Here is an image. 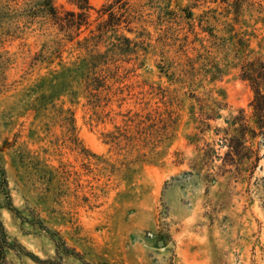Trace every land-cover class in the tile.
Instances as JSON below:
<instances>
[{"label": "rangeland", "instance_id": "374dc122", "mask_svg": "<svg viewBox=\"0 0 264 264\" xmlns=\"http://www.w3.org/2000/svg\"><path fill=\"white\" fill-rule=\"evenodd\" d=\"M104 3L89 0L77 40L105 19ZM167 4L176 17L153 16L143 37L120 31L133 54L113 58L89 99L66 72L84 56L77 40L62 41L60 57L54 47L51 9L75 7L0 0V167L11 205L0 220L27 253H10L11 264L54 260L59 238L91 264H264V141L252 144L257 165L239 172L222 165L220 145L231 118L250 116L239 68L264 62V3L237 20L220 0Z\"/></svg>", "mask_w": 264, "mask_h": 264}, {"label": "trees", "instance_id": "16d2710c", "mask_svg": "<svg viewBox=\"0 0 264 264\" xmlns=\"http://www.w3.org/2000/svg\"><path fill=\"white\" fill-rule=\"evenodd\" d=\"M75 7V10L60 12L51 9V22L60 38L54 42L55 52L60 57L63 47L62 41L70 42L77 40L82 34L83 27L88 26V12L91 10L89 0H67ZM98 13L102 19L95 31H90L87 36L76 41L79 51L84 53L82 58L66 68L69 77L83 84L86 97L96 99L99 97V91L104 87L107 74L110 72V64L116 60L117 56L133 54V42L121 34V30L128 33L135 32L138 37L144 36L143 26L149 24L153 16L159 22L164 21L165 16L177 14L168 10L167 3L170 0H137L131 3L130 0H104ZM201 1V0H193ZM207 1V0H203ZM216 0H212L215 2ZM226 4L227 13H232L237 20L242 10L249 8L260 13L263 8L264 0H220ZM180 13H184L183 10ZM192 14L187 13L190 18ZM264 23V18L261 19ZM136 29H139L137 31ZM241 44V43H240ZM133 47V46H132ZM104 49V51H102ZM240 79L247 83L252 99L249 103L251 109L250 116H246L241 110L227 122L232 134L229 135V129L222 130L223 136L220 139V145L226 148L223 166H232L237 172L243 169L245 162L249 164L244 169H252L257 165V150H253L254 140L261 137L264 141V62L260 58L251 60H242L240 65ZM214 77L211 72H208ZM213 112V111H212ZM213 114V113H212ZM206 115L205 119H210ZM71 129L68 131V138L74 131L73 120L70 117ZM205 124V123H203ZM208 127L209 125H204ZM216 132H220L218 129ZM75 139H72V141ZM249 144V145H247ZM5 206H11L7 192V181L4 170L0 167V209ZM55 246V257L46 264H63L64 260L69 258L77 259L82 264H91L68 247L61 239L53 241ZM13 253L18 258L26 256L24 248L15 240H10L6 230L0 220V264H11L8 255Z\"/></svg>", "mask_w": 264, "mask_h": 264}, {"label": "water", "instance_id": "95a60500", "mask_svg": "<svg viewBox=\"0 0 264 264\" xmlns=\"http://www.w3.org/2000/svg\"><path fill=\"white\" fill-rule=\"evenodd\" d=\"M159 245H161V244H159Z\"/></svg>", "mask_w": 264, "mask_h": 264}]
</instances>
